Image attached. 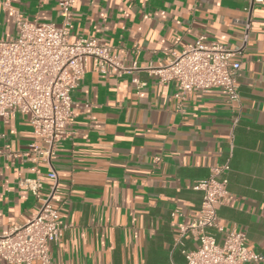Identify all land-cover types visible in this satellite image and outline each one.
<instances>
[{
  "label": "crops",
  "instance_id": "obj_1",
  "mask_svg": "<svg viewBox=\"0 0 264 264\" xmlns=\"http://www.w3.org/2000/svg\"><path fill=\"white\" fill-rule=\"evenodd\" d=\"M59 1L0 0V40L16 37L18 16L60 26ZM247 26L237 103L214 90L182 104L174 98L177 85L149 70L201 35L239 47ZM70 29L73 40L111 46L128 71L102 74L89 61L71 94L74 117L53 160L64 235L50 245L52 260L185 264L182 251L198 248L190 234L178 243L180 229L200 214L203 197L194 185L225 163L230 200L218 207L220 222L243 232L248 248L264 257V0H79ZM32 141L27 117H0L2 235L28 223L41 206L20 185L37 177L26 157ZM38 169L45 198L48 168Z\"/></svg>",
  "mask_w": 264,
  "mask_h": 264
},
{
  "label": "built area",
  "instance_id": "obj_2",
  "mask_svg": "<svg viewBox=\"0 0 264 264\" xmlns=\"http://www.w3.org/2000/svg\"><path fill=\"white\" fill-rule=\"evenodd\" d=\"M252 0V4H253ZM259 2V0H256ZM79 0H60L63 19L60 26L29 23L16 19L17 35L12 41L0 40V117L4 120L25 116L32 127L33 141L26 157L35 166L34 179L20 185L38 200L41 206L25 225L0 234V261L7 264H63L50 256V245L59 244L64 235L60 211L54 205L59 177L53 165L59 144L65 140L72 123V92L78 88L92 61L94 70L107 75L128 71L111 46L102 40L71 37L72 10ZM252 5L246 8L251 12ZM249 26L243 43L236 48L209 40L201 35L191 45L173 53L167 64L149 68L162 83L177 85L174 98L185 103L193 93L223 91L229 102L239 100V78L242 58L248 43ZM39 164L48 168L45 174L51 185L41 197L43 174ZM230 164L211 169L208 179L198 181L194 190L202 193L199 217L180 229L178 243L190 234L198 243L193 251H182L185 264H249L264 257L250 250L246 235L221 224L218 207L230 200L228 173ZM175 212L174 215H176ZM213 231L221 234L219 241Z\"/></svg>",
  "mask_w": 264,
  "mask_h": 264
}]
</instances>
